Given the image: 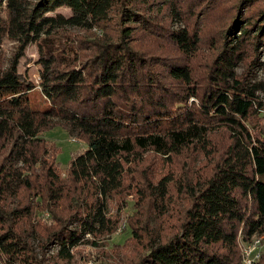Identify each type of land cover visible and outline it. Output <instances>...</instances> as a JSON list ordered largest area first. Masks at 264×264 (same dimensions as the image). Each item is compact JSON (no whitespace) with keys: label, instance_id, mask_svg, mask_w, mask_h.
Masks as SVG:
<instances>
[{"label":"trees","instance_id":"obj_1","mask_svg":"<svg viewBox=\"0 0 264 264\" xmlns=\"http://www.w3.org/2000/svg\"><path fill=\"white\" fill-rule=\"evenodd\" d=\"M219 1H170L174 27L152 0H0V47L15 45L0 64V264L44 263L20 227L27 194L50 214L42 251L59 246L58 260L114 233L110 200L131 187L129 170L150 193L136 203L145 218L130 222L132 238L152 221L161 229L149 230L141 264H242L243 240L264 235V82L254 81L264 0H226L223 11ZM60 7L72 15L49 14ZM30 44L39 83L19 69ZM59 125L87 145L66 169L42 136ZM221 132L226 146L194 182L172 171L151 180L141 166L147 152L168 169L190 151L210 159Z\"/></svg>","mask_w":264,"mask_h":264},{"label":"rangeland","instance_id":"obj_2","mask_svg":"<svg viewBox=\"0 0 264 264\" xmlns=\"http://www.w3.org/2000/svg\"><path fill=\"white\" fill-rule=\"evenodd\" d=\"M170 1L172 0H152V3H154L153 11L164 22L171 23L174 19V27H181L183 26L182 22L176 20L173 10L169 7ZM225 1H219L218 10L223 11ZM57 13H61L67 17L72 15V11L68 7H60L49 14L54 15ZM205 23L203 29L207 31L209 23L208 21ZM94 30L98 31V29ZM14 51V43L6 40L0 47V64H6ZM204 52L208 53V50H204ZM38 57L39 53L36 45H28L25 49V55L20 60L19 67L20 71L27 74L36 83H39L40 80L37 65ZM259 60L263 65L254 72V81L264 82V51L261 52ZM245 69L244 65H240L237 68V72L242 74ZM258 93L264 100V89H261ZM42 136L50 145L57 147V161L63 169H66L76 154L84 151L87 147L84 141L80 142L77 140L76 132L65 125L55 126L45 131ZM226 144V135L221 132L214 136L213 150L215 152L210 156V159H205L204 154L190 151L185 153L184 156L176 158L171 165H168L170 167L168 169L162 164L163 161L160 158L152 152H147L143 155L141 166L148 167L147 173L151 180H157L162 174L172 171L178 177L181 174L188 173L190 176L187 180L194 182L198 177H202L207 172V166L211 164L212 159L218 156ZM63 175L65 177L66 171H63ZM141 177L140 171L133 173L129 170L125 183H130L131 187L123 189L121 193L112 196L110 200L109 214L113 218L118 219L117 230L112 234L98 237L87 236L89 242L76 246L72 250L73 258L69 261L58 260L53 256L58 250L59 246L57 245L50 246L45 252L42 251L44 240L52 230L51 226H48V224H51L50 220L44 219L42 214L48 218H50V214L48 211L42 210L43 200L41 198H37L33 194H27V197L23 199L31 205L32 214L30 218H26L20 223V227L28 233L34 251L39 255V259L44 260L43 264H141V260L147 252L146 247L150 239L149 232L151 231L152 235L156 236L161 231L159 225L153 221L149 223L150 228L145 229V231L139 230L140 237L138 239L132 238L128 230L131 221L137 219L143 220L145 218L144 214L142 216L138 214L136 203L143 199V194L148 195L146 201L150 199L147 187L143 184L136 185V182L140 183ZM173 188L171 186V191H173ZM139 189H143L144 192H139ZM147 211L148 218L152 217L151 209Z\"/></svg>","mask_w":264,"mask_h":264},{"label":"built area","instance_id":"obj_3","mask_svg":"<svg viewBox=\"0 0 264 264\" xmlns=\"http://www.w3.org/2000/svg\"><path fill=\"white\" fill-rule=\"evenodd\" d=\"M264 246V235L256 234L250 240L242 242V264H255L261 257Z\"/></svg>","mask_w":264,"mask_h":264}]
</instances>
